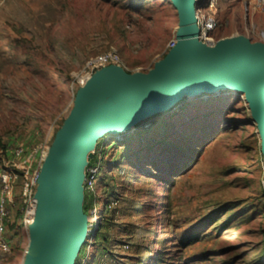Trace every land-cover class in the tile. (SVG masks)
I'll list each match as a JSON object with an SVG mask.
<instances>
[{
    "label": "rangeland",
    "instance_id": "obj_1",
    "mask_svg": "<svg viewBox=\"0 0 264 264\" xmlns=\"http://www.w3.org/2000/svg\"><path fill=\"white\" fill-rule=\"evenodd\" d=\"M218 11L216 39L264 42V0H219ZM0 24L1 174L35 169L55 145L91 58L116 50L128 73L147 72L176 41L178 15L171 0H0ZM111 136L84 155L94 227L73 264H264V146L244 91L183 96ZM15 146L38 158L22 165ZM20 181L0 264H27Z\"/></svg>",
    "mask_w": 264,
    "mask_h": 264
},
{
    "label": "water",
    "instance_id": "obj_2",
    "mask_svg": "<svg viewBox=\"0 0 264 264\" xmlns=\"http://www.w3.org/2000/svg\"><path fill=\"white\" fill-rule=\"evenodd\" d=\"M171 1L178 15V32L176 44L164 59L147 72L128 73L111 65L81 87L74 100V116L42 164L27 264H73L85 241L90 219L80 202V172L89 139L93 143L86 154L105 134L133 127L138 119L168 109L183 96L223 87L246 93L263 139L264 42L234 36L204 45L197 37L196 0Z\"/></svg>",
    "mask_w": 264,
    "mask_h": 264
},
{
    "label": "built area",
    "instance_id": "obj_3",
    "mask_svg": "<svg viewBox=\"0 0 264 264\" xmlns=\"http://www.w3.org/2000/svg\"><path fill=\"white\" fill-rule=\"evenodd\" d=\"M205 1L207 0H196V3L198 4L197 9L195 10L196 25L198 28L197 37L200 43L207 46H213L218 41L214 36V32L220 25L218 11L219 0H209V9L204 12L202 6ZM175 44L176 41L172 42L171 47ZM109 64L119 66L126 71L119 53L116 50H109L89 60L82 72L81 79H83V81L81 80L80 82L81 86H84L97 71ZM37 153L38 152L36 151L35 153L28 152L25 154L23 148L18 146L14 149L13 155L16 158H20L23 165L29 161L32 164L33 161H35V157L37 158ZM33 168L35 169L21 166V164H12L11 166L4 168L0 174V252L2 253H8L11 249L10 242L6 239L5 234L7 222L11 215V206L15 203V184L19 180H21V194L27 206L25 214L26 223H30L31 219L33 221L34 214H31V211L36 209L35 188H37L38 185V178L42 168V159L36 164V167L34 165Z\"/></svg>",
    "mask_w": 264,
    "mask_h": 264
},
{
    "label": "bare ground",
    "instance_id": "obj_4",
    "mask_svg": "<svg viewBox=\"0 0 264 264\" xmlns=\"http://www.w3.org/2000/svg\"><path fill=\"white\" fill-rule=\"evenodd\" d=\"M224 39H225V38H224ZM224 88H225V87H223V88H221V89H219V90H211V91H209V92H221V91L224 90ZM230 94H231V93H230ZM235 94H236V93H235ZM172 107H173V106H170L169 108L171 109ZM251 111H252V109H251ZM132 130H133V129H132ZM121 131H122V128H121V129H118V130H115V131H112L110 134H111L112 136H114V137H117L118 134H119ZM262 134H263V139H264V133L262 132ZM112 136H111V137H112ZM263 139H262V144H263V146H264V140H263ZM91 141L93 142L92 139H89V140L87 141V143H86V147H85V149H84V151H83L81 157H85L84 155H85V153H86V149L88 148V146H89V144L91 143ZM54 148H55V146H53L52 148H50V150H47V151L44 153V156H43V158H42V164H43L44 161L49 157V155L52 154ZM78 170H80V167H79ZM79 179H80V174H79ZM34 213H35V209L31 211V214H34ZM97 217H98V216H97ZM97 217H95V221L98 219ZM93 227H94L93 225H92V226L87 225L86 232H85V238H86V236H87V233H88L89 231H91V230H92L91 228H93Z\"/></svg>",
    "mask_w": 264,
    "mask_h": 264
},
{
    "label": "trees",
    "instance_id": "obj_5",
    "mask_svg": "<svg viewBox=\"0 0 264 264\" xmlns=\"http://www.w3.org/2000/svg\"><path fill=\"white\" fill-rule=\"evenodd\" d=\"M17 146H15L14 148L11 149V153L12 155L14 154V149L16 148ZM23 148V147H22ZM24 152H25V148H23ZM29 152V150H28ZM28 152H25V154H27ZM37 158H38V155H37ZM95 161L94 163L96 162V157L93 158ZM21 174V172H20ZM91 202H92V196L91 197H88V196H85L84 198V201H83V211L86 212L89 208V206L91 205ZM22 216V215H21Z\"/></svg>",
    "mask_w": 264,
    "mask_h": 264
}]
</instances>
